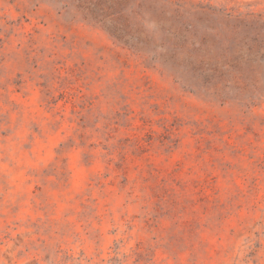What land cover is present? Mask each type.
Segmentation results:
<instances>
[{
	"label": "rangeland",
	"instance_id": "374dc122",
	"mask_svg": "<svg viewBox=\"0 0 264 264\" xmlns=\"http://www.w3.org/2000/svg\"><path fill=\"white\" fill-rule=\"evenodd\" d=\"M0 264H264V0H0Z\"/></svg>",
	"mask_w": 264,
	"mask_h": 264
}]
</instances>
